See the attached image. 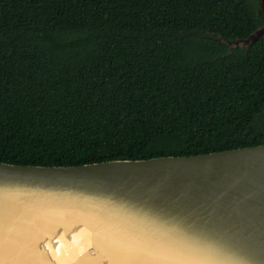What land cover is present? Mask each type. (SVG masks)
Listing matches in <instances>:
<instances>
[{
    "label": "trees",
    "instance_id": "obj_1",
    "mask_svg": "<svg viewBox=\"0 0 264 264\" xmlns=\"http://www.w3.org/2000/svg\"><path fill=\"white\" fill-rule=\"evenodd\" d=\"M256 0H0V162L264 145Z\"/></svg>",
    "mask_w": 264,
    "mask_h": 264
},
{
    "label": "water",
    "instance_id": "obj_2",
    "mask_svg": "<svg viewBox=\"0 0 264 264\" xmlns=\"http://www.w3.org/2000/svg\"><path fill=\"white\" fill-rule=\"evenodd\" d=\"M262 37L264 27L225 43ZM0 264H264V145L75 166L0 162Z\"/></svg>",
    "mask_w": 264,
    "mask_h": 264
},
{
    "label": "flooded vegetation",
    "instance_id": "obj_3",
    "mask_svg": "<svg viewBox=\"0 0 264 264\" xmlns=\"http://www.w3.org/2000/svg\"><path fill=\"white\" fill-rule=\"evenodd\" d=\"M256 4H257V8H256V10H255V13H256L257 17L260 19V21L263 22V21H264V13H263V11L259 8L258 0H256ZM261 27H264V23H260L259 26H258L256 29L261 28ZM256 29H255V30H256Z\"/></svg>",
    "mask_w": 264,
    "mask_h": 264
}]
</instances>
